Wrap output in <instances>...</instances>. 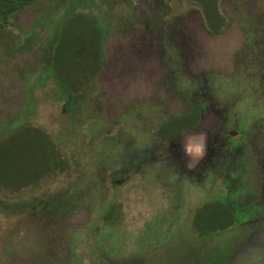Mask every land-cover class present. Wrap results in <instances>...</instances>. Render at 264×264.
<instances>
[{
    "label": "rangeland",
    "instance_id": "374dc122",
    "mask_svg": "<svg viewBox=\"0 0 264 264\" xmlns=\"http://www.w3.org/2000/svg\"><path fill=\"white\" fill-rule=\"evenodd\" d=\"M210 2L218 28L203 0H37L0 20V264H264V0ZM217 196L241 221L197 231Z\"/></svg>",
    "mask_w": 264,
    "mask_h": 264
},
{
    "label": "trees",
    "instance_id": "16d2710c",
    "mask_svg": "<svg viewBox=\"0 0 264 264\" xmlns=\"http://www.w3.org/2000/svg\"><path fill=\"white\" fill-rule=\"evenodd\" d=\"M36 1L37 0H0V20H1L2 24L7 23L8 18H9V16L12 13H14V12H16L18 10H21L23 8L29 7L30 5H32ZM203 1L207 5V8H208L207 11L210 13L209 15L212 18V25L214 24L213 27L214 28H218L220 26V24H221V20L217 17L216 12L214 10H212V8H209V7H211V2H210L211 0L208 1V2H207V0H203ZM208 3H210L209 6H208ZM211 18H210V20H211ZM95 45H97L96 41L92 45L93 48H94ZM97 47H98V45L95 47V52H96ZM87 48L88 47H87L86 44L77 43L75 45H72V47L70 49L72 51H76L80 55H82L81 54L82 51L85 50L84 53L88 52V50L86 51ZM54 69L58 73L57 68L54 67ZM58 75H59V73H58ZM67 87L70 90H75V87L70 85V84H68ZM199 116H200V114H199V111H198V107L195 104L193 110L188 115H185L183 117L175 118L171 122L165 124L162 127V129L160 130V132L168 140L171 139V138H174L182 130H186V129L191 128L195 124V122L199 119ZM221 166L223 167L224 170L226 168L227 173H229V171H228L229 170V166H228L227 162L221 163ZM221 172L222 171H219V173H221ZM227 173L225 172V179H223L224 183L226 185L230 184V182H229L230 176ZM4 186L8 187L7 184H4ZM220 199L222 200V201H220L222 203L219 204V208H218L219 210H217L216 209V205H214L215 210H217V211H212L211 210L208 213H205V216L202 219L200 218L201 217L200 215L202 214L201 213L202 211L197 212L196 218H195V227H196L197 231H202V229L203 230L207 229L209 231H212L211 227H213L212 223H213V220L215 218L223 222V224H224L223 227L224 228H225V226L228 227L229 225L237 224L238 222L241 221L239 219H236V220L234 219V212L235 213H237V212L234 210V206H233V204H232V202L230 200V196H226V197L217 196L215 199H212V200L213 201H218ZM209 202H212V201H209ZM209 202H207L205 204V206H209L210 207L211 205H207ZM200 219H201V221H200ZM202 225L204 226L203 228H202ZM213 235L216 236V234H213Z\"/></svg>",
    "mask_w": 264,
    "mask_h": 264
},
{
    "label": "clouds",
    "instance_id": "9594fccd",
    "mask_svg": "<svg viewBox=\"0 0 264 264\" xmlns=\"http://www.w3.org/2000/svg\"><path fill=\"white\" fill-rule=\"evenodd\" d=\"M183 152L193 162L202 159L206 154L204 135L201 133L187 136L183 140Z\"/></svg>",
    "mask_w": 264,
    "mask_h": 264
},
{
    "label": "flooded vegetation",
    "instance_id": "af4514ba",
    "mask_svg": "<svg viewBox=\"0 0 264 264\" xmlns=\"http://www.w3.org/2000/svg\"><path fill=\"white\" fill-rule=\"evenodd\" d=\"M199 106V104L197 105V107ZM200 110V111H199ZM198 111H199V114H200V116H199V118H201V115H202V109L200 108V106L198 107ZM186 115H188V114H186ZM200 120V119H199ZM171 122V121H170ZM169 123V122H168ZM167 124V123H166ZM195 125V124H194ZM192 128H194V126H192L191 128H189V129H186V130H190V129H192ZM186 130H182L180 133H182L183 131H186ZM179 133V134H180ZM178 134V135H179ZM178 135H176V136H178ZM175 136V137H176ZM174 137V138H175ZM174 138H171V139H169L170 141L171 140H173ZM213 149H215V148H213ZM212 149V150H213ZM219 149V148H218ZM236 150H238V147H237V145H234V146H232V148L231 149H227V153H226V155H227V159H228V166H229V170H231V165H230V163L233 161L232 160V158L234 157V151H236ZM214 151V150H213ZM218 156V153L217 154H212V151H211V153H209L206 157H205V159L203 160V162H202V164L201 165H203V166H201L203 169H204V167H206V166H209V163L210 162H213L212 161V158L213 157H217ZM211 170V169H210ZM228 170V171H229ZM225 171H226V168H225ZM230 172V171H229ZM229 176H230V174H229ZM229 182H232V180H231V176H230V178H229Z\"/></svg>",
    "mask_w": 264,
    "mask_h": 264
}]
</instances>
